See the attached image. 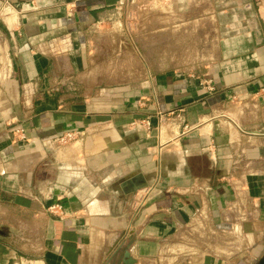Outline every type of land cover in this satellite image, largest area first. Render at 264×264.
Segmentation results:
<instances>
[{"label":"crops","instance_id":"crops-1","mask_svg":"<svg viewBox=\"0 0 264 264\" xmlns=\"http://www.w3.org/2000/svg\"><path fill=\"white\" fill-rule=\"evenodd\" d=\"M9 1L0 20V264H19L26 229L31 246L46 241L44 258L24 264H120L126 252L137 264H258L264 0ZM122 5L141 15L138 35L97 28ZM165 60L176 66L150 65ZM15 129L29 141H15ZM71 132L82 133L77 142L54 141ZM151 185L140 207L135 195ZM239 219L241 238L230 231ZM211 229L227 232L222 254L162 255Z\"/></svg>","mask_w":264,"mask_h":264},{"label":"rangeland","instance_id":"rangeland-1","mask_svg":"<svg viewBox=\"0 0 264 264\" xmlns=\"http://www.w3.org/2000/svg\"><path fill=\"white\" fill-rule=\"evenodd\" d=\"M2 2V0L0 1ZM132 2V1H131ZM128 8V5H122L119 6L117 9H115L114 12L110 13V16L108 18H106V20H104L102 22V24L100 26H98L97 28L100 30H103L104 32L107 33H111V32H116V31H120V32H125L124 34H128L129 33H136L135 35H138V33L141 31V29H139L137 27V23L141 20V15L138 13V11L132 10V6L130 5V12L129 14L126 13ZM2 8H0V11ZM134 11V12H133ZM2 19V15L0 17V20ZM138 46L136 45V47H133V50L137 51ZM139 49V48H138ZM136 60L135 63L137 65V67L143 68L144 67V62H142L141 58H138V55L135 56ZM120 63H123L122 61H120ZM150 65L152 68L155 69H165V68H174L176 66V64L173 61H164V62H150ZM148 68V67H147ZM146 68V70H147ZM140 71L137 70L136 73H139ZM208 84V83H206ZM150 188H153L154 185L149 186ZM147 189H143L140 190L139 192L136 193L135 198L143 194H145ZM56 212V210L54 211ZM29 224H27L28 226ZM28 229H26V232L24 231L22 236L18 235V240L19 243H21L22 245V250L17 249L16 253H17V260L16 262L19 264H24L27 262H30L31 259H33L32 261H35L36 259H41L44 258L45 252H44V248L45 247V235L44 233H42L44 235V237H39V243L38 244H34L35 246H31V244L28 242V238L25 237L24 233H27ZM22 239V241H21ZM192 241V238L190 237H184V238H180L177 239L176 241H174L173 243L167 245L168 248H165L162 250V255H166L165 259L170 262V263H174L177 260L180 259V256L182 255V257H187L186 255H189L190 253H195V249L194 247H192V245L190 244V242ZM36 245H38V248L36 250ZM166 245V244H165ZM177 245H184L186 247H188V249H194L192 250V252L187 253V250L183 249L182 253L184 254H180L179 252H175V248H177ZM17 246L19 247L20 244L17 243ZM43 246V247H42ZM166 251V252H165ZM178 257V259H176V261H173V258ZM30 264V263H28Z\"/></svg>","mask_w":264,"mask_h":264},{"label":"built area","instance_id":"built-area-1","mask_svg":"<svg viewBox=\"0 0 264 264\" xmlns=\"http://www.w3.org/2000/svg\"><path fill=\"white\" fill-rule=\"evenodd\" d=\"M9 3H10L9 0H2V2H0V8H2L1 9L2 11H0V17L2 15V18H3V16L6 13V10L10 8L8 7L10 5ZM146 126L150 128L151 124L147 123ZM13 133H14L15 141H18V142H25V141L28 142L29 141L28 136L24 129H15L13 130ZM81 134L82 133L80 132H71L62 137H56L54 141L61 145L71 144V143L77 142ZM145 189H147L145 194L141 196L138 195L137 197V201L140 207L144 206L146 202L149 200V198H151V196L154 194V188L148 187ZM55 210L56 212H54ZM48 211L51 214L56 215L57 212L62 211V207L60 205L49 206ZM242 222L243 220L239 219L238 220L239 224L238 223L237 225L234 224L232 226V229L230 230L232 231V234L233 233L236 234L235 237L241 238L242 233H241L240 223ZM226 235H227V232L217 231L214 229L209 230L208 233L204 231H197L196 238H192V241L190 242L192 247L196 248L195 250L192 249L195 251V253H190L189 255H186V256L201 255V254L216 255V253L217 254L219 253L218 255L222 254L221 252H218V250H219L220 243L224 242L225 239H228Z\"/></svg>","mask_w":264,"mask_h":264},{"label":"water","instance_id":"water-1","mask_svg":"<svg viewBox=\"0 0 264 264\" xmlns=\"http://www.w3.org/2000/svg\"><path fill=\"white\" fill-rule=\"evenodd\" d=\"M120 264H137V261L132 258V256L130 255L129 252H126L124 254V258L122 260V263H120ZM258 264H264V256Z\"/></svg>","mask_w":264,"mask_h":264},{"label":"bare ground","instance_id":"bare-ground-1","mask_svg":"<svg viewBox=\"0 0 264 264\" xmlns=\"http://www.w3.org/2000/svg\"><path fill=\"white\" fill-rule=\"evenodd\" d=\"M176 247L177 248H175V252H179L180 254H184L182 253L183 249L187 250V253L192 252V249H188V247L184 245H177ZM176 259H178V257L173 258V261H176Z\"/></svg>","mask_w":264,"mask_h":264}]
</instances>
